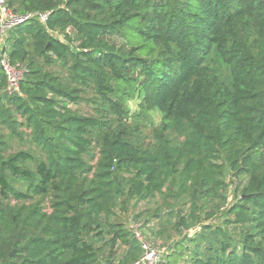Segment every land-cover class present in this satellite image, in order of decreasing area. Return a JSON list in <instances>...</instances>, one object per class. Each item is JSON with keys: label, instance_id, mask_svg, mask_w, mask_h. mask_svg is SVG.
Masks as SVG:
<instances>
[{"label": "trees", "instance_id": "1", "mask_svg": "<svg viewBox=\"0 0 264 264\" xmlns=\"http://www.w3.org/2000/svg\"><path fill=\"white\" fill-rule=\"evenodd\" d=\"M9 5L0 264H264V0Z\"/></svg>", "mask_w": 264, "mask_h": 264}, {"label": "built area", "instance_id": "2", "mask_svg": "<svg viewBox=\"0 0 264 264\" xmlns=\"http://www.w3.org/2000/svg\"><path fill=\"white\" fill-rule=\"evenodd\" d=\"M49 13H30L20 15L16 13L9 5V0H0V71L7 78L6 92L8 95H18L21 92V84L25 78V68H20L14 64L10 56V46L8 43V34L21 25L37 21L46 23ZM146 254L141 261L136 264H160L162 252L148 245L140 235H138Z\"/></svg>", "mask_w": 264, "mask_h": 264}, {"label": "rangeland", "instance_id": "3", "mask_svg": "<svg viewBox=\"0 0 264 264\" xmlns=\"http://www.w3.org/2000/svg\"><path fill=\"white\" fill-rule=\"evenodd\" d=\"M87 96L88 95H86V97ZM129 106H130L132 112H134L136 115H138V113L140 112L139 103H137L135 101H131L129 103ZM89 107L90 106L87 104V102L83 101V103H81L79 105L78 109H81L84 112H88V113L92 114L91 108H89ZM136 121H137V119H136ZM140 121H141V123H144V124L146 123L148 125L159 126V124H161V121H162V114L158 110H152L149 112L148 118L141 119ZM0 130H2L5 135H8V132L5 129H3V127H1ZM159 245H161V243ZM158 250H160V249H158Z\"/></svg>", "mask_w": 264, "mask_h": 264}]
</instances>
